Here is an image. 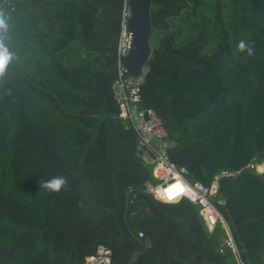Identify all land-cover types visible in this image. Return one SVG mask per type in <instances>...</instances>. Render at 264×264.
<instances>
[{"label":"trees","instance_id":"1","mask_svg":"<svg viewBox=\"0 0 264 264\" xmlns=\"http://www.w3.org/2000/svg\"><path fill=\"white\" fill-rule=\"evenodd\" d=\"M124 1L0 0L13 53L0 76V264H84L100 243L112 264H262L264 170L247 164L264 160V0L151 5L139 106L161 118L173 162L217 179L228 228L212 231L187 198L138 197L151 170L113 88ZM56 175L65 190L39 189Z\"/></svg>","mask_w":264,"mask_h":264},{"label":"built area","instance_id":"2","mask_svg":"<svg viewBox=\"0 0 264 264\" xmlns=\"http://www.w3.org/2000/svg\"><path fill=\"white\" fill-rule=\"evenodd\" d=\"M129 8L127 0L124 1L119 33L117 38V71L118 90H115V98L119 104V115L128 122L137 135V149L144 164L152 167V177L144 182L143 192L157 198H167L169 193H176L172 201L187 198L199 206L200 215L205 226L212 231L219 220L228 225L220 211L221 200L214 199L218 192V182L214 179L209 185L197 180L192 181L188 169L184 165H178L168 156V147L171 140L162 124L161 118L152 108L139 106L140 87L142 76L138 77L134 84L128 82V72L124 64V56L129 50L133 31L129 28ZM257 163L252 161L247 164L249 168H256ZM231 173V172H229ZM165 201V199H159ZM139 237L143 231L138 230ZM147 244L149 241L147 240ZM112 264L111 249L100 243L93 254L87 255L84 264ZM264 264V259L263 263Z\"/></svg>","mask_w":264,"mask_h":264},{"label":"water","instance_id":"3","mask_svg":"<svg viewBox=\"0 0 264 264\" xmlns=\"http://www.w3.org/2000/svg\"><path fill=\"white\" fill-rule=\"evenodd\" d=\"M153 0H127L129 8L128 25L133 31L132 41L128 52L124 56V64L128 72V82L134 84L142 76L145 64L151 54V36L153 26L151 20V5ZM114 90H118V83H114ZM196 181L195 177H191ZM138 197L150 199L151 195L142 192ZM74 248L78 249L77 246Z\"/></svg>","mask_w":264,"mask_h":264},{"label":"clouds","instance_id":"4","mask_svg":"<svg viewBox=\"0 0 264 264\" xmlns=\"http://www.w3.org/2000/svg\"><path fill=\"white\" fill-rule=\"evenodd\" d=\"M8 25L6 24L4 15L0 13V76H3L9 62L13 58L8 47L4 43L2 33L6 32ZM239 52H247L248 56L254 55L255 49L253 45L245 40H240L237 45ZM68 186V179L66 176L56 175L50 179H41L39 182V189L47 190L49 193H59L61 190H65ZM176 193H169L167 198L157 197V199H165V202H172Z\"/></svg>","mask_w":264,"mask_h":264},{"label":"bare ground","instance_id":"5","mask_svg":"<svg viewBox=\"0 0 264 264\" xmlns=\"http://www.w3.org/2000/svg\"><path fill=\"white\" fill-rule=\"evenodd\" d=\"M259 171H263L264 170V162L261 165H258L257 168ZM258 172V171H257Z\"/></svg>","mask_w":264,"mask_h":264},{"label":"rangeland","instance_id":"6","mask_svg":"<svg viewBox=\"0 0 264 264\" xmlns=\"http://www.w3.org/2000/svg\"><path fill=\"white\" fill-rule=\"evenodd\" d=\"M263 162H264V160H263ZM263 162L259 163L258 165H261ZM149 168H150V170H152V167H149ZM257 168H258V166H256L255 169H257ZM257 171H259V170L257 169Z\"/></svg>","mask_w":264,"mask_h":264},{"label":"crops","instance_id":"7","mask_svg":"<svg viewBox=\"0 0 264 264\" xmlns=\"http://www.w3.org/2000/svg\"><path fill=\"white\" fill-rule=\"evenodd\" d=\"M263 161V160H262ZM259 164V163H258ZM258 164H257V166H258Z\"/></svg>","mask_w":264,"mask_h":264}]
</instances>
